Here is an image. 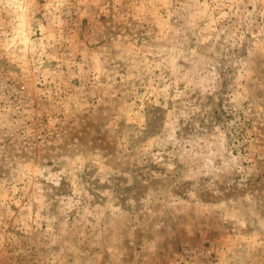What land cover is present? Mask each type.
<instances>
[{
  "label": "rangeland",
  "instance_id": "374dc122",
  "mask_svg": "<svg viewBox=\"0 0 264 264\" xmlns=\"http://www.w3.org/2000/svg\"><path fill=\"white\" fill-rule=\"evenodd\" d=\"M0 264H264V0H0Z\"/></svg>",
  "mask_w": 264,
  "mask_h": 264
}]
</instances>
